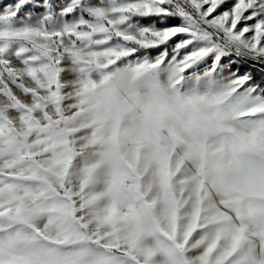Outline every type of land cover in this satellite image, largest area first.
Instances as JSON below:
<instances>
[{"label": "snow or ice", "instance_id": "obj_1", "mask_svg": "<svg viewBox=\"0 0 264 264\" xmlns=\"http://www.w3.org/2000/svg\"><path fill=\"white\" fill-rule=\"evenodd\" d=\"M0 264H264V0H0Z\"/></svg>", "mask_w": 264, "mask_h": 264}, {"label": "rangeland", "instance_id": "obj_2", "mask_svg": "<svg viewBox=\"0 0 264 264\" xmlns=\"http://www.w3.org/2000/svg\"><path fill=\"white\" fill-rule=\"evenodd\" d=\"M170 24H177L179 23V21L173 20V21H169Z\"/></svg>", "mask_w": 264, "mask_h": 264}]
</instances>
